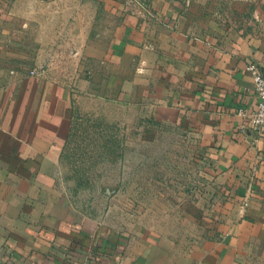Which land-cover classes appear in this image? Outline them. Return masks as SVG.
<instances>
[{"label": "crops", "instance_id": "0c3cea01", "mask_svg": "<svg viewBox=\"0 0 264 264\" xmlns=\"http://www.w3.org/2000/svg\"><path fill=\"white\" fill-rule=\"evenodd\" d=\"M0 18L74 39L78 65L0 67V264H264V132L248 70L264 75V0H1ZM75 109L195 136L224 184L222 228L143 238L65 196L57 166Z\"/></svg>", "mask_w": 264, "mask_h": 264}, {"label": "rangeland", "instance_id": "374dc122", "mask_svg": "<svg viewBox=\"0 0 264 264\" xmlns=\"http://www.w3.org/2000/svg\"><path fill=\"white\" fill-rule=\"evenodd\" d=\"M24 27L0 18L1 68L65 76L78 66L74 39ZM195 139L147 117L117 121L75 109L57 166L60 188L91 216L143 238L222 228L224 184Z\"/></svg>", "mask_w": 264, "mask_h": 264}, {"label": "built area", "instance_id": "2783aa9c", "mask_svg": "<svg viewBox=\"0 0 264 264\" xmlns=\"http://www.w3.org/2000/svg\"><path fill=\"white\" fill-rule=\"evenodd\" d=\"M142 6L150 15L153 14L147 5L142 3ZM248 70L253 74L254 88L257 97V106L251 114V123L259 132H264V75L256 62L250 63L248 65ZM32 73H35V71Z\"/></svg>", "mask_w": 264, "mask_h": 264}]
</instances>
